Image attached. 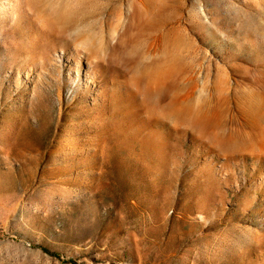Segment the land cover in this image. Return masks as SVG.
Instances as JSON below:
<instances>
[{"label":"rangeland","instance_id":"obj_1","mask_svg":"<svg viewBox=\"0 0 264 264\" xmlns=\"http://www.w3.org/2000/svg\"><path fill=\"white\" fill-rule=\"evenodd\" d=\"M0 264H264V0H0Z\"/></svg>","mask_w":264,"mask_h":264},{"label":"bare ground","instance_id":"obj_2","mask_svg":"<svg viewBox=\"0 0 264 264\" xmlns=\"http://www.w3.org/2000/svg\"><path fill=\"white\" fill-rule=\"evenodd\" d=\"M154 69L153 68H147L146 69L147 75L150 76V77H152L153 76V73H155V71H156V70L154 71Z\"/></svg>","mask_w":264,"mask_h":264}]
</instances>
